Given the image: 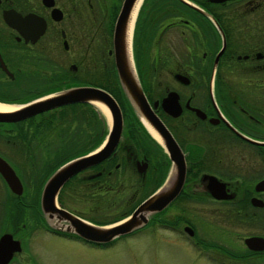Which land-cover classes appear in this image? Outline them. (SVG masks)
Instances as JSON below:
<instances>
[{
    "label": "flooded vegetation",
    "instance_id": "flooded-vegetation-1",
    "mask_svg": "<svg viewBox=\"0 0 264 264\" xmlns=\"http://www.w3.org/2000/svg\"><path fill=\"white\" fill-rule=\"evenodd\" d=\"M123 2L0 0V103L13 106L74 86H98L113 95V34ZM138 33L142 51L136 54ZM132 49L143 93L186 166L181 191L151 223L188 245L192 263L264 264V0H141ZM115 99L123 117L117 146L69 178L57 195L60 209L94 225L130 216L164 184L170 166L163 148ZM93 110L98 112L71 103L0 122V160L22 188L16 193L0 171V239L10 236V257L2 256L1 264H46L35 249L46 235L92 249L115 243L80 239L64 229L70 221L56 220L57 212L45 219L43 182L24 173L25 166L33 171L41 157L51 156L46 180L96 143ZM46 139L49 152L38 155L29 146ZM68 148L78 149L65 154ZM14 241L21 250L11 251Z\"/></svg>",
    "mask_w": 264,
    "mask_h": 264
},
{
    "label": "water",
    "instance_id": "water-1",
    "mask_svg": "<svg viewBox=\"0 0 264 264\" xmlns=\"http://www.w3.org/2000/svg\"><path fill=\"white\" fill-rule=\"evenodd\" d=\"M135 1L124 0L117 17L113 34L115 69L122 91L133 113L147 129L152 138L163 147L170 160V170L164 184L139 205L130 216L112 224L94 225L72 216L65 210L60 209L57 205V195L62 185L78 172L106 159L120 140L123 128V117L118 103L110 93L96 86L67 87L21 104H15L18 108L14 111L0 112V122L10 123L21 121L39 113L71 103H88L91 105L99 103L110 113V123L103 113L108 122L109 130L102 143L94 150L70 159L54 170L45 181L40 197L41 213L45 219L51 220L50 212H57L60 215V217L57 216L56 218L58 222L61 220L71 222L70 226H65V230L69 231L72 228V232L79 238L98 244L110 243L121 236L130 234L145 226L154 215L165 209L175 199L185 181L186 166L183 153L166 126L154 113L143 93L135 68L132 47L131 56L133 67H131L129 60L126 33ZM4 15L7 22L11 24L12 17L6 15V13ZM145 122L152 128L158 138L152 135ZM0 171L10 188L16 191V193L21 194L22 188L20 181L14 175L11 168L2 160H0ZM9 238L10 236L5 235L0 239V259L2 256L6 258L10 257V255L8 256V249L10 250V247L7 245V241L10 240ZM13 250H21L18 241L13 242L11 251Z\"/></svg>",
    "mask_w": 264,
    "mask_h": 264
},
{
    "label": "rangeland",
    "instance_id": "rangeland-1",
    "mask_svg": "<svg viewBox=\"0 0 264 264\" xmlns=\"http://www.w3.org/2000/svg\"><path fill=\"white\" fill-rule=\"evenodd\" d=\"M111 2L118 5V0H111ZM141 41L140 33H138L134 43L136 54L142 51ZM98 112L101 114L99 110ZM78 121L77 125H80L82 120L79 119ZM58 127L54 129H58ZM37 141L29 142V146L34 147L33 149L38 152L36 153L38 155L45 150L49 152V148H52L50 140ZM76 149L78 148H68L64 152L70 154L72 150ZM54 159L51 156L46 160L41 157L37 168L33 171H31V166H25L24 173L30 174V176L26 175L25 178L38 176L36 180L39 184L44 183L47 166ZM24 221L25 219L22 220V222ZM170 238L166 231L162 232L154 224L147 223L143 231L135 237L123 238L105 248L92 249L83 243L54 235H46L41 236L40 239H44V241L38 240L37 244L42 245L35 246V249L40 260L46 264H195L191 261L188 245L182 244L180 241H173Z\"/></svg>",
    "mask_w": 264,
    "mask_h": 264
},
{
    "label": "trees",
    "instance_id": "trees-1",
    "mask_svg": "<svg viewBox=\"0 0 264 264\" xmlns=\"http://www.w3.org/2000/svg\"><path fill=\"white\" fill-rule=\"evenodd\" d=\"M114 89L115 90H113V88L111 89L112 90L111 92L113 93L114 97L116 98V97L119 96V98H120V100L122 102L121 104L124 105V108L126 109L128 115L131 116L139 125H141L139 123V121L137 120L136 116L134 115L131 106L129 105V103H128V101H127V99H126L121 87L119 86V83H117V85H116V87H114ZM86 105H89V104H86ZM91 108H92V106H91ZM68 115H69V113H68ZM92 115H93V119L95 121H97V124H95L94 127H91V129H92L93 133L95 132V134L98 135V140L96 141V143L91 144L90 146L86 147L85 150H83L82 154H84V153H86L88 151H91L92 149L97 147L101 143V141L103 139V136L107 132V126H106V122H105L104 117L102 115H100L99 112H96L94 110L92 111Z\"/></svg>",
    "mask_w": 264,
    "mask_h": 264
},
{
    "label": "bare ground",
    "instance_id": "bare-ground-1",
    "mask_svg": "<svg viewBox=\"0 0 264 264\" xmlns=\"http://www.w3.org/2000/svg\"><path fill=\"white\" fill-rule=\"evenodd\" d=\"M140 3H141V0H136L134 5H133V8H132L131 14H130V18L128 21L127 33H126V45H127V51H128L131 67H133V61H132V56H131L132 55L131 54V43H132V36H133V31H134V24H135V20H136V14H137V10H138ZM94 107L97 111L99 110L102 114L104 113L105 116L107 117L108 122L110 123L111 117H110V113L107 111V109L99 103H95ZM17 108L18 107L16 105L10 106V105L0 103V112H11V111L16 110ZM145 124L149 128V131L152 133V135L155 136L156 138H158L156 133L152 130V128L150 126H148V124L146 122H145Z\"/></svg>",
    "mask_w": 264,
    "mask_h": 264
}]
</instances>
